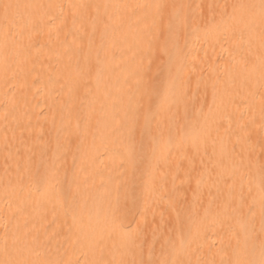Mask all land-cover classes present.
Masks as SVG:
<instances>
[{"label":"bare ground","instance_id":"6f19581e","mask_svg":"<svg viewBox=\"0 0 264 264\" xmlns=\"http://www.w3.org/2000/svg\"><path fill=\"white\" fill-rule=\"evenodd\" d=\"M0 264H264V0H0Z\"/></svg>","mask_w":264,"mask_h":264},{"label":"rangeland","instance_id":"374dc122","mask_svg":"<svg viewBox=\"0 0 264 264\" xmlns=\"http://www.w3.org/2000/svg\"><path fill=\"white\" fill-rule=\"evenodd\" d=\"M200 14L199 10L197 9V15ZM175 21V18L172 19V23H174ZM192 35V34H191ZM172 45V48H180L182 53H186L188 51L191 50V43L190 41L186 40L185 42L181 39H179V37H177V40H170L168 42V45ZM171 48V49H172ZM161 57L160 60H159V63L155 69V71H153L152 73V81L153 82H159V81H167V80H170V78L172 77L173 75V72H174V68L169 64L167 63L163 58L162 56H159ZM200 60H198L197 62H199ZM180 65L182 66V69L185 70V71H188L189 68H191L192 66H189L187 63H185V59L182 57L181 58V63ZM146 144H142V147L144 148ZM141 203L142 202V198H139V200L137 201L136 203V207L138 205V203ZM134 207V206H132ZM197 206L194 207V209L196 208ZM140 208H138L139 210ZM139 218L142 219L143 221L146 222V218L147 216L145 214H139Z\"/></svg>","mask_w":264,"mask_h":264}]
</instances>
